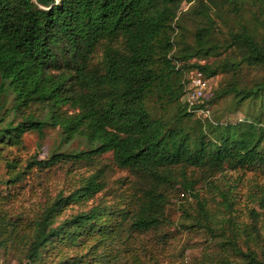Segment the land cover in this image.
<instances>
[{
  "label": "trees",
  "instance_id": "trees-1",
  "mask_svg": "<svg viewBox=\"0 0 264 264\" xmlns=\"http://www.w3.org/2000/svg\"><path fill=\"white\" fill-rule=\"evenodd\" d=\"M197 73L218 82L189 107ZM220 101L232 120L197 116ZM48 130L47 156L23 160V136ZM0 162V264H264L259 214L197 189L264 177V0H0ZM53 167L91 173L16 212L12 190Z\"/></svg>",
  "mask_w": 264,
  "mask_h": 264
},
{
  "label": "rangeland",
  "instance_id": "rangeland-1",
  "mask_svg": "<svg viewBox=\"0 0 264 264\" xmlns=\"http://www.w3.org/2000/svg\"><path fill=\"white\" fill-rule=\"evenodd\" d=\"M218 78L208 80L206 84V99L211 95V91L216 87ZM227 101H220L218 104L207 106L202 113L197 112V116L202 118H219L221 120H232L230 115L225 111ZM240 117V116H239ZM57 132L55 130L46 131L45 138L40 140L36 134L29 133L23 136V147L17 152L23 160H28L36 157L37 160H42L47 156V151L52 142L56 138ZM16 152V153H17ZM15 153V151H13ZM103 163L108 164V187L114 189H124L128 186L129 180L132 176L129 172L117 169L112 165L110 156H103ZM91 171L85 169L69 172L66 168L53 167L51 170H32L31 173L26 174L21 183H19L12 191L14 195V202L12 208L16 212H31L41 207L44 202L52 199L59 193L66 194L70 191L77 180L81 176L90 174ZM6 178L5 168L0 162V179ZM212 187L207 185H198L199 193L206 198H213L221 202V194L230 195L231 199L236 198L234 203V210L240 220L250 222L249 210L253 209L258 213L257 227L264 236V208L261 207L264 198V177L256 176L250 172L241 171H225L222 174L214 177L212 180ZM100 196V195H99ZM179 199V198H178ZM177 201V200H176ZM89 202L87 205H90ZM176 202L172 201L170 208L171 217L176 220L179 212L176 210ZM85 205H76L67 208L66 213H75L79 210L86 209ZM186 234L182 235V242H186ZM188 244H198L199 238L190 236ZM181 246V245H180ZM197 247H191L186 251V258L198 254ZM8 264H18L17 261L9 259Z\"/></svg>",
  "mask_w": 264,
  "mask_h": 264
},
{
  "label": "built area",
  "instance_id": "built-area-1",
  "mask_svg": "<svg viewBox=\"0 0 264 264\" xmlns=\"http://www.w3.org/2000/svg\"><path fill=\"white\" fill-rule=\"evenodd\" d=\"M206 92V84L202 80L201 75L197 73L195 76L191 77L190 85L185 95V100L189 107L196 106L201 98L204 97ZM206 108L199 110L202 113Z\"/></svg>",
  "mask_w": 264,
  "mask_h": 264
}]
</instances>
